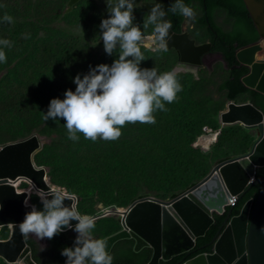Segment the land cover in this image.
I'll return each mask as SVG.
<instances>
[{
    "label": "rangeland",
    "instance_id": "1",
    "mask_svg": "<svg viewBox=\"0 0 264 264\" xmlns=\"http://www.w3.org/2000/svg\"><path fill=\"white\" fill-rule=\"evenodd\" d=\"M115 1L112 0V3ZM150 1L152 0H134V23L139 25L144 33L141 51L145 60L141 61L140 67L142 69L155 67L158 73L176 71L183 91L177 94L178 99L175 102L165 103L168 109L166 113L176 115L168 126L176 124L178 126L182 119L201 117L208 128H205L206 134L196 144L180 137L178 131L174 134L160 132L153 124L141 123L134 130L127 124L121 129L122 135L116 141L98 139L92 142L84 139L82 134H78L80 139L77 142L69 140L63 119L45 121L43 116L47 113L52 99L62 100L66 90L75 91L73 79L76 75L47 73L37 67L40 49L46 42L71 38L90 42L88 24L92 18L90 13L96 11L101 13L102 19L108 18L106 0L95 2L84 0L72 9L71 0H2L0 3L4 5L0 7V21L5 13L14 20L11 24L0 22L3 24V30L12 38L10 40L12 46L4 48L7 62L0 63V101L6 100L16 91L30 108V114L25 118L12 114L0 117V147L38 136L44 147L37 156L45 153L49 164L60 167L59 177L63 186L56 187L65 189L74 197H79L78 194L83 190L91 192L87 200L95 207L98 216L114 210H128L131 203L141 193H145V189L158 193L157 199L162 201H168L173 193L182 192H173L171 187L159 181V175H166L170 170L177 168L176 149L186 153L187 159H192L193 168L196 163L201 168H207L209 175L219 160L234 156L233 153L230 154H233L232 156H226L225 154L229 153H226L221 143H217L219 135L222 134L219 132L223 128L222 115L228 111L230 105L226 95H218L217 89L229 78V69L219 55L209 58L205 64L208 56L203 60L202 66H197L196 74L193 75L192 70L180 66L181 57L176 50L155 51L157 43L153 26L143 29V21L148 15L145 6ZM189 7L196 13L195 20H187L190 23L187 32L191 40L195 41L198 47L209 45L210 36L207 28L197 25V20L203 14L201 6L192 4ZM217 19L226 29L233 25V21L228 19L223 10L218 12ZM26 34L30 38L25 39ZM118 55V51L111 56L106 54L102 44L98 47L97 59L91 67L100 64L111 65ZM263 56L264 53L260 55ZM89 70L90 67L82 70L81 78ZM238 127L224 128L235 130ZM218 128L220 129L217 133L215 131ZM249 132L257 140V133ZM212 137L215 139L212 140ZM219 147H222V152L218 150ZM237 148L246 150L248 147L240 139ZM36 158L37 166L47 169L51 178L50 165L47 162L37 163ZM213 159L219 160L213 162ZM95 174L101 176L95 179L98 183L93 180ZM108 179L113 182L108 184ZM17 187L20 193L26 192L30 195L29 206L35 205L37 209L42 210L39 192L34 190L32 185L23 181ZM39 196L45 195L39 193ZM122 228L119 218L108 217L106 220L96 222L93 235L106 237ZM10 236L11 230L4 229L1 238L8 239ZM32 237L37 240L36 237ZM37 241L43 247L47 246L45 239ZM0 264H5L2 259Z\"/></svg>",
    "mask_w": 264,
    "mask_h": 264
},
{
    "label": "water",
    "instance_id": "2",
    "mask_svg": "<svg viewBox=\"0 0 264 264\" xmlns=\"http://www.w3.org/2000/svg\"><path fill=\"white\" fill-rule=\"evenodd\" d=\"M81 1L71 0L70 8ZM156 2L167 11L175 0L148 3L145 6L148 14ZM245 2L261 40L240 49L237 59L241 66L251 71L243 79V84L264 95V56L260 57L264 53V0ZM164 19H169L168 14ZM188 26V22L184 24L181 35L175 34L171 28L167 47L180 54L181 64L199 67L205 58L213 56L212 44L198 47L187 32ZM236 125L257 133L249 155L218 161L206 179L193 183L180 193L171 194L168 201L157 199L158 193L145 189L128 210H114L95 218L98 222L114 216L122 224V230L104 239L106 250L111 252L120 241L133 239L135 252L152 249L148 264L168 262L183 254H191L197 240L215 224V216H223L230 209L223 227L212 241L214 251L199 254L184 264H264V178H256L258 170L264 169V113L251 103H231L222 115V126ZM43 147L38 136L0 147V258L8 264H38L32 247L18 228L25 213L31 210V206H25L30 196L26 192L19 193L14 183L25 180L39 193L48 195L50 191L60 189L65 197H74L65 189L54 186L48 170L37 166L35 158ZM258 185H262V190L257 201H249L239 216L232 217L233 209L250 189ZM74 202L78 209L82 199L75 197ZM64 203L70 206L72 202L66 199ZM70 223L74 228L78 221ZM6 228L11 230V236L2 239Z\"/></svg>",
    "mask_w": 264,
    "mask_h": 264
},
{
    "label": "clouds",
    "instance_id": "3",
    "mask_svg": "<svg viewBox=\"0 0 264 264\" xmlns=\"http://www.w3.org/2000/svg\"><path fill=\"white\" fill-rule=\"evenodd\" d=\"M106 3L109 17L102 19L99 25L100 36L105 53L111 56L118 51V58L111 65L90 66L83 78L77 74L73 79L75 91L66 90L62 100L52 99L43 116L45 121L63 119L67 138L73 142L79 141L78 134L92 142L98 139L116 141L127 124H155L154 113L167 112L165 103L175 102L177 94L183 91L176 71L158 73L155 67H140L141 61L145 60L141 51L144 33L134 23V0H116L115 3L106 0ZM168 12L179 14L188 21L196 18L195 11L184 0H175L167 11L162 4L154 3L143 21V29L153 26L157 40L154 50L158 52L168 50L167 38L172 28V22L164 19ZM0 22L11 24L14 20L5 13ZM24 38L30 36L26 34ZM11 46L10 40L0 39V63L7 62L4 48ZM196 71L193 67V75ZM38 198L42 210L31 205V210L18 224L25 239L34 236L37 240H51L66 229H71L77 236L74 247H65L61 252L67 258L66 264H113L114 258L106 250V241L93 235L95 218L78 211L75 197H65L60 189H55L46 196H39L38 193ZM66 199L72 202L70 206L65 205ZM25 206H28L27 201ZM72 220L78 221L74 228L70 223Z\"/></svg>",
    "mask_w": 264,
    "mask_h": 264
},
{
    "label": "trees",
    "instance_id": "4",
    "mask_svg": "<svg viewBox=\"0 0 264 264\" xmlns=\"http://www.w3.org/2000/svg\"><path fill=\"white\" fill-rule=\"evenodd\" d=\"M1 2L2 0H0V3ZM193 2H198L203 9V16L198 19L197 24L201 27L207 28L210 36L209 43L212 44L211 53L213 55H221L230 71L229 78L218 87L217 94H225L229 104L241 103L244 105L251 103L264 113V95L248 89L243 84V79L247 77L251 71L249 68L241 66L237 59V53L240 49L253 45L261 40L259 30L251 16L245 0H184V3L187 6L191 5ZM173 3L174 2H172L170 6ZM220 10L225 11L228 19L233 21V25L230 29L224 28L218 22L217 14ZM100 14L96 11L90 13V16L92 17L88 22L90 25V42L82 41L79 38L46 42L40 49L37 67L42 68L47 73L56 72L63 74L64 76H75L80 74L82 70L90 67L97 59L98 47L103 44L99 28L102 21ZM167 14L169 20L172 22L173 32L178 35L183 34L184 24L187 20L179 14L173 15L171 12H168ZM0 39L12 40L11 36L3 30V24H0ZM6 114H12L20 118H25L30 114V108L27 107L25 100H23L22 96L16 91L11 93L6 100L0 101V117L5 116ZM154 115L156 123L153 125H155L160 132L174 134L178 131L180 137L190 141L192 144L194 142L195 144L196 142L198 143L199 139L206 134L205 128H208V125H206V122L201 117L198 119L194 117V119L190 120L182 119L178 126L176 124L175 126L172 125V127H169L168 125H170L176 117L175 113L157 111ZM139 125L140 123L129 124V127L131 130H134L139 127ZM236 126L239 127L235 130L221 128L219 132L222 134L219 135L217 141V143H221L224 149H226V153H229L225 154L226 156H232L234 154V156L231 157L233 159L249 155L252 151L253 144L256 142L246 128L241 125ZM229 127L232 128V126ZM219 129L220 128L215 132L218 133ZM240 139H242L244 144L247 145L248 151L247 149L240 150L237 148ZM218 150L220 152L223 151L222 147H219ZM231 153L233 154L230 155ZM175 154L177 158V168L170 170L166 175H159V181L171 187L173 192L183 191L193 183L203 181L208 177V169L201 168V166L196 163L195 168H193L192 159H187L186 153L176 149ZM216 160L217 159H213V162ZM36 161L41 164L48 163V161H46L45 153L37 156ZM49 165L51 168V182L55 186L62 187L63 183L59 177L60 167L52 164ZM100 177L101 176L97 174L93 176L95 183H98L95 179ZM256 178H264V169L258 170ZM107 181L108 184L113 182L111 179H108ZM261 190L262 185L250 189L239 205L233 209L232 217L239 216L243 207L249 201L253 200L256 202ZM90 194L92 193L87 190H83L78 194L79 198L82 199L78 211L82 215H89L94 218L100 217L98 216L95 207L91 206L90 201L87 200ZM229 212L230 209L223 216H215V224L204 237L197 240L196 247L191 254H183L168 262H161V264H184L187 260L194 258L199 254L212 253L214 251L212 241L223 227ZM76 236L77 233L75 231L66 229L51 240L45 238L47 242L46 247H43L39 241L31 236H29L27 240L32 247L34 259L38 264H66L67 258L61 255V252L65 247H74ZM109 236L94 237L105 239ZM134 246L135 241L133 239L120 241L114 246L110 252L114 258L113 264H148L152 258V249L144 248L140 252H135ZM4 263L6 264V261H4Z\"/></svg>",
    "mask_w": 264,
    "mask_h": 264
},
{
    "label": "flooded vegetation",
    "instance_id": "5",
    "mask_svg": "<svg viewBox=\"0 0 264 264\" xmlns=\"http://www.w3.org/2000/svg\"><path fill=\"white\" fill-rule=\"evenodd\" d=\"M155 1H156V0H152V1L147 2V3H151V2H155ZM192 4H198V5H200L198 2H193V3H191V5H192ZM191 5H189V6H191ZM169 6H170V5H169ZM200 6H201V5H200ZM168 8H169V7H168ZM201 8H202V7H201ZM202 12H203V9H202ZM217 15H218V14H217ZM202 16H203V14H202ZM202 16H201V17H202ZM201 17H200V18H201ZM197 21H198V20H197ZM187 22H188V21H186L185 23H187ZM197 25H198V24H197ZM183 29H184V28H183ZM213 56H215V55H213ZM213 56H209L207 59H205V62H204V63L206 64V63L208 62V59L211 58V57H213ZM180 66H182L183 68H186V69L188 68V69H190V70H192V68L194 67V66H188V65H185V66H184V64H181ZM195 68H198V67L195 66ZM159 200H160V199H159ZM31 237H32V236H31ZM27 241H28V240H27Z\"/></svg>",
    "mask_w": 264,
    "mask_h": 264
},
{
    "label": "bare ground",
    "instance_id": "6",
    "mask_svg": "<svg viewBox=\"0 0 264 264\" xmlns=\"http://www.w3.org/2000/svg\"><path fill=\"white\" fill-rule=\"evenodd\" d=\"M155 41V40H154ZM206 139V138H205ZM215 138L214 137H212V140H214ZM216 141H217V136H216ZM216 141H215V143H216ZM23 181H25V180H21V181H18V182H15L14 183V186H15V188L18 190V184H20L21 182H23ZM18 192H19V190H18ZM20 193V192H19ZM43 194V193H42ZM29 195V194H28ZM45 195V194H44ZM30 196V195H29ZM46 196V195H45ZM29 200H30V197H29ZM29 200H28V203H29ZM29 205V204H28Z\"/></svg>",
    "mask_w": 264,
    "mask_h": 264
},
{
    "label": "crops",
    "instance_id": "7",
    "mask_svg": "<svg viewBox=\"0 0 264 264\" xmlns=\"http://www.w3.org/2000/svg\"><path fill=\"white\" fill-rule=\"evenodd\" d=\"M249 104V103H248ZM238 105H242V104H238Z\"/></svg>",
    "mask_w": 264,
    "mask_h": 264
},
{
    "label": "built area",
    "instance_id": "8",
    "mask_svg": "<svg viewBox=\"0 0 264 264\" xmlns=\"http://www.w3.org/2000/svg\"><path fill=\"white\" fill-rule=\"evenodd\" d=\"M234 205V204H233Z\"/></svg>",
    "mask_w": 264,
    "mask_h": 264
}]
</instances>
